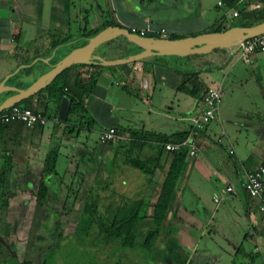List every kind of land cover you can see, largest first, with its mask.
<instances>
[{
    "label": "crops",
    "instance_id": "crops-1",
    "mask_svg": "<svg viewBox=\"0 0 264 264\" xmlns=\"http://www.w3.org/2000/svg\"><path fill=\"white\" fill-rule=\"evenodd\" d=\"M110 1L111 4L109 6L104 4L101 7L98 3L94 5L91 0H87L88 3L82 0L83 3L75 8L73 0H0V80L7 76L4 83H11L15 77L11 76V70L17 65H19L16 69L17 73L20 68L21 71H24L26 69L23 64L25 61L24 56L29 59L34 58L35 62L41 61L40 58L48 61L53 58L57 59L73 46V42L76 39L82 38L78 35V32L83 25L88 28H96L108 21V24L122 26L123 24H128L130 25L129 27L142 28L148 24L151 27L148 32L150 35L181 37L210 31L216 25L227 26L229 21L235 17L231 15L235 8L229 6L226 0ZM253 4H257V6L254 7ZM212 5L218 8L225 6V9L216 18L213 17L214 19H211L213 15ZM263 6L264 0H251L245 8L251 9ZM107 14H110L108 19ZM70 23L75 24L73 30H71ZM61 36L67 38L66 41L49 49V44ZM29 43H31V46H28ZM59 46L65 48L62 47L60 51L58 50ZM124 50L126 53L122 55H102V57L104 59H114L131 52V50ZM255 52L250 55L247 62H244L237 58L236 55L233 56L234 49L225 48L218 50L209 59H206V61L216 64L217 67L208 69H197L205 61L204 55L199 56V58L192 59V62H190L193 63L192 66L188 67L187 64H184V66H178L168 71L169 80L164 77L166 70L162 68L150 73L151 77L153 75L154 78L151 80H156L160 87L168 83L170 86L177 88L182 80L184 81L182 84L188 86L186 85L188 82L185 81L188 80L189 72L197 70L194 81L201 85L198 94L201 93V89L206 85H215L220 88L222 81L228 79L226 78L227 73L231 80L230 82L240 84L244 78H248L254 81L258 87L257 92L261 104L257 107L254 105L253 108L246 109L239 124L233 123L235 118H231V116L224 117V112H222V118H225V123H222L220 114L217 111L215 117L204 128L197 131L195 140L198 145V153L194 157L184 155L175 180V182L179 181L184 176L187 181L189 180V183H192L194 189L199 192L195 210L183 207L182 212L175 211L178 219L187 226L195 228L199 233L203 231L204 224H207L212 229L213 226L210 225L209 219L212 222L215 220L213 225H216L218 229L214 228V230H218L221 238L226 240L228 245L226 249L221 248L222 256H224L222 264H264V230L260 228L258 223L257 201L254 198H250L243 189L244 172L253 169L258 164H264V50ZM142 60L144 61L145 59ZM238 60L241 63H238ZM143 61H139V66L135 67L139 77H145L144 71L148 67V64ZM151 65L150 62V68ZM112 67V71L125 73L128 76L134 70L132 69L133 62L120 63ZM65 75L67 84H71L76 78L84 79L91 75L94 82L88 91H91L94 97L111 96L118 99L120 98L119 95L123 94L121 92L115 96L112 91H107L105 86H100L99 94L96 93L95 89L99 87L96 82L97 74L93 73L90 68H82L76 65L67 70ZM101 75L107 76L108 72L103 70L100 75L98 74V76ZM124 90V93L128 96L130 92L126 89ZM37 98V96L33 95L25 99V102L36 105ZM199 99V95L197 97L193 96V106L190 112L193 113L196 110ZM47 105L53 107L54 103L48 102ZM169 108L170 106L166 107V109ZM113 125L116 124L99 126L97 127V133L101 129ZM61 126L62 123L58 120L56 122L51 121L50 125L47 126L44 123L42 125L34 124L31 127H27L19 121L9 122L0 128V156H3L0 160L4 161L7 157L12 159L13 166L18 171L30 169L36 165L40 167L44 153L54 145L57 146L58 157L59 155H65L66 158L70 157L77 160L78 157L75 156L76 149L85 147L84 140L83 146L77 145L78 141H81L76 139L77 133L80 130L82 132L84 130L80 127L77 132L71 131L73 132L71 137L73 142H70V146L67 145L66 148L68 150L63 154L62 149L65 144H60L63 142L64 136L66 139L69 138V134L64 135ZM238 126L244 128L243 133L237 130ZM167 127L166 131L150 128V157L155 156L157 152L158 136L160 134L170 135L181 130L188 131L190 122L187 124L175 123ZM219 147L224 149V155L219 152ZM106 148H110V146L100 145L97 151L92 152L91 150V152L97 153L98 159L105 162L112 156H120V154L115 152L107 153ZM229 148L232 149V153H228ZM85 149L89 150L86 147ZM85 153H88V157H90L88 151H85ZM157 161L158 166L153 170L148 182L150 186H158L170 161V155L168 152L162 151ZM19 163L22 165H17ZM78 165L79 162L76 163L74 169ZM82 167L85 173H90L91 170H94L89 165ZM73 172L76 173V170H73ZM104 172L102 173L104 174ZM155 172L158 175L157 179L153 178ZM226 183H230L233 186L234 192L221 194L220 189ZM156 190L158 191V187ZM214 190L218 191L219 194L212 193L211 201L214 205L207 214L206 209L209 205L206 204V198ZM214 195L221 196V198L215 202L212 199ZM228 197L231 199L227 201V204L218 205L219 201ZM171 202L172 199L170 204ZM170 204L167 207L164 218L169 213ZM173 248L175 251L178 250L175 245ZM179 249L181 250L177 251L178 254H185L183 259L179 261L180 259L178 260L175 256L173 257L174 259L168 260V264H189L190 253H184L180 244ZM216 257L218 262L220 254L218 253Z\"/></svg>",
    "mask_w": 264,
    "mask_h": 264
},
{
    "label": "rangeland",
    "instance_id": "rangeland-1",
    "mask_svg": "<svg viewBox=\"0 0 264 264\" xmlns=\"http://www.w3.org/2000/svg\"><path fill=\"white\" fill-rule=\"evenodd\" d=\"M91 1L94 5L96 3L100 4L101 7H103L104 4L107 6L111 4L110 0ZM85 2H87V0H85ZM82 3V0H73L75 8ZM224 7L218 8L212 5L211 10L213 15L211 19H214L213 17L216 18V16L225 9ZM109 15H106L107 19L110 17ZM239 20L240 17L235 16L227 25H235ZM123 26L129 27L130 25L123 24ZM70 27L71 30H73L75 24L70 23ZM214 27L222 29L220 25ZM81 40L82 38L78 40L76 39L73 42V46L79 45ZM126 44H129V42L122 35H117L108 42L100 44L95 49V52L101 57L102 55H122L126 53L124 50L127 48ZM28 46H31V43H29ZM62 47L63 46H59L58 50L61 51ZM122 47H124V49H122ZM131 48H133V46ZM218 50L221 49L214 48L211 51L202 54L151 55V58L150 55L146 56L143 58L145 59L144 61L142 59L138 60V63L139 61H143L148 64L146 71H144L145 77H139V74L135 69V67H137V61H131L133 62L132 69L134 70L131 71L129 76L125 75V73L123 74L111 70V68H113L112 66L118 64L101 65L95 63H77L66 67L63 73H66L67 70L76 65L82 68H90L93 73H96V82L99 87L98 89L96 88L95 91L98 94L100 86H105L107 91H112L115 96L121 92L123 93L122 95H119L120 98L116 99L111 96H102L101 98L99 96L94 97L91 91H81L82 102L86 108V112L83 113V116L84 119L90 118L92 124L89 126L90 129L88 133L85 129H83L85 132H82L79 129L80 131L77 133L76 138L81 140L80 142L78 141L77 145L83 146L84 140L86 148L92 149V152L97 151L100 148V145L97 142V127H102L108 124L124 125L126 127L122 126L124 129L120 132L118 137V146L114 147V151L112 148H106L107 153L115 152L120 154V157H116L117 160L114 161L109 172L107 171L109 176L107 183L102 185L101 183L97 184L94 182V170H91L90 173H85L84 168L80 164L74 169V166L78 161L89 159L88 153H83L82 158H80L79 155L81 154V151L76 149L75 156L79 157L81 160L79 158L76 160L70 157L66 158L65 155H59L57 171L58 175L61 177L56 176L54 178L53 185L56 189L55 198H49V207L46 206L48 209L56 207L58 213L57 216L55 215L56 217L51 214L44 217L43 215H39V218L43 217L39 229L45 233L51 225V220L56 218L57 225H54L55 227L49 235L51 237L58 234L60 238L55 242L44 241L39 247L28 243L29 232L34 228V225L31 224L34 200L33 196L28 191L29 189L23 184L22 178L19 180L16 179L18 178V176L15 175V173L18 172L16 169L13 176H16L14 178V184L12 185L13 195L8 198L7 207L5 209L0 208V244H3L5 247L8 243L12 244V247L10 248L12 251L11 253L14 254L18 260L27 259L29 264H168V260L174 259L173 257L175 256L178 260L180 259L179 261L183 259L185 254L181 255L177 253V251L179 252V250H181L179 249V244L184 253H190L189 264H222L224 256H222L223 252L221 251V248L226 249L228 245L226 240L221 238L218 230H214V228H217L216 225H213L215 220L212 222L211 219H209L210 225L213 226L212 229H210V226L207 224H204L203 231L199 233L195 228L180 222L176 215L177 213H175V211L182 212L183 207L194 211L199 199V192L194 189L192 183H189V180L187 181L184 176L181 178L179 177V181L175 182L174 195L170 204V210L169 213L166 214L163 224L144 244L136 242L132 245H121L116 239L105 240L104 235L98 231L96 223L93 222H108L111 218L112 211L116 212L115 210L118 206L122 209H127L130 200H136L140 197L145 200L148 197V204H151V201L154 200L156 196V188L158 186H150L145 173L139 171L137 168L124 165L120 160L122 158L121 156H124L125 154L138 156L139 158L150 156V137L146 138L144 143L139 147L135 145L129 146L127 143L128 136L125 134L126 129L141 128L142 130L150 131V128H157L158 131H166V128H168L167 126H170L171 124H187L190 122L188 117L192 113L190 112V109L193 106V96L186 91L170 86L168 83H166L167 85H162L160 87V84H158L156 80L152 81L154 78L153 75L151 77L150 73L162 68L163 70H166L164 77L166 80H169L168 71H171L172 68L182 65L184 66V64H187L188 67L192 66L193 63H190L192 62V59L199 58V56L203 55V58L206 61V59H209L210 56ZM235 55L234 52L233 56ZM23 58L25 60L23 63L24 65H27L34 60V58L29 59L25 56ZM150 62L152 64V69L150 68ZM237 62L241 63L239 60ZM18 66L19 65L14 67L11 70V73H14ZM103 70L108 72V75L98 76ZM19 71H21V68ZM11 76L16 75L14 73L11 74ZM54 78L57 82L56 84L60 85L61 81L58 79L57 75ZM226 78L228 79L222 81L220 86L221 96L218 105V112L222 123H225V118H222V112H224V117L231 116V118H235L233 123L236 122L239 124L246 109L253 108L254 105L257 107L261 104L257 92L258 87L255 85L254 81L248 78H244L240 84L230 82L231 80L229 79L228 73ZM191 79L192 78L188 77V80L185 81L188 82L186 85L189 86L191 84ZM146 83L148 85L147 87ZM124 89L130 92L128 93V96L124 93ZM16 104L19 106L27 105L33 107V104L26 103L25 100L19 101ZM168 106H170V108L166 109ZM42 111L47 117L45 126L50 125L51 115L55 113V105L53 107L46 105L42 108ZM83 120L82 124L84 125L85 122ZM237 130H240V132L243 133L244 128L238 126ZM65 134H69V138L66 139L64 136L63 142L60 144H65L62 149L63 154L68 150L66 148L67 145L70 146V142H73V138H71L73 132H64V135ZM218 150L224 155L223 148L219 147ZM17 165L21 166L22 164L19 163ZM38 168L39 165L30 168L34 180L37 178ZM73 170H76V173H74ZM103 176L104 174L102 173L100 177ZM153 178H158L156 172L153 174ZM69 184H71V189L77 188L79 191L81 189V197H77V194L72 195L71 193L69 199L74 198L73 204L68 213H63L61 204L66 192L65 188L66 186H69ZM212 193L219 194L218 191L214 190L213 192H210L209 196L206 198V204L209 205L206 209L207 214L212 210L214 205L211 201ZM82 196L85 197V200H88L89 197L95 198L96 200V212L92 218H90L89 215H84L80 218L79 216H76L83 199ZM230 199L231 198L228 197L219 201L218 205L222 203L227 204V201ZM147 211H150V207L147 208ZM146 223L147 225H150V228H153L151 220L150 224L148 222L140 223V229L137 230L138 235L136 241L140 240L143 235H145V229L147 228L145 226ZM76 224L77 228H75ZM5 229L7 230V233ZM174 245L177 247V251L173 248ZM3 246L0 245V250L4 256L5 264H11L13 259L12 257H6L4 255L5 253L3 252L5 248ZM218 253L220 254V257L217 262L216 256Z\"/></svg>",
    "mask_w": 264,
    "mask_h": 264
},
{
    "label": "trees",
    "instance_id": "trees-1",
    "mask_svg": "<svg viewBox=\"0 0 264 264\" xmlns=\"http://www.w3.org/2000/svg\"><path fill=\"white\" fill-rule=\"evenodd\" d=\"M251 0H226L227 4L231 7L235 8L236 11V17H240V20L235 25H249L252 23H255L259 20L264 19V6L259 8H251L246 9V5ZM109 22H104L100 27L96 28H88L85 25L81 26L79 28L78 35L82 37L81 43L84 42L85 38L87 36L92 35L100 28L107 25ZM230 26H221L222 29ZM212 30H221L217 27L212 28ZM146 35H150V33H145ZM174 37V36H172ZM67 38L61 37L57 40H53L52 43L49 44V49L53 48L55 45L63 43L66 41ZM79 43V44H81ZM125 48L126 50H132V44L129 42V44H126ZM225 49V48H220ZM227 49L233 50L234 47H229ZM196 54H202V53H196ZM56 59L53 58L50 60V62H54ZM84 64V63H82ZM92 64V63H90ZM217 67L216 64H213L209 61H203L202 65L199 66V68H212ZM65 69H63L61 72L57 74L58 79L61 81L60 85L56 84L55 78L52 79V81L45 86L42 90L45 92V99L42 105V108L45 107L48 102H53L56 106V102L60 98L62 94H65L69 98V107L67 110L66 117L63 120L58 121L62 123L61 129L64 132H71L75 131L77 132L79 128H83L89 131V126H91V119L85 118L84 114L86 112V108L84 107V103L82 102V93L81 91H87L91 87V85L94 82L93 77L90 75L86 78H76L74 82L71 84H67L66 81V75L63 73ZM197 70H193L189 72V75L187 78L191 79L190 86H184L181 81L180 85L177 86V88L186 91L190 93L193 96H198L199 98L201 96V93L198 94L200 89V84L195 79V74ZM193 76V77H192ZM81 82V83H80ZM85 85H87L85 87ZM204 88V87H203ZM203 90V89H201ZM202 92V91H201ZM16 104V103H15ZM26 107H29L26 105ZM33 110H38L36 108V105L33 104V107H29ZM40 113L43 114L42 109L38 110ZM56 116V112L51 115V117ZM77 117V118H76ZM85 122V124H82V120ZM20 122V121H19ZM7 123H0V128ZM22 123V122H21ZM23 124V123H22ZM37 124V123H36ZM42 125V124H39ZM33 126V125H32ZM115 130V138L113 140H110L108 142H99L97 139V142L99 145H109L110 148L113 149L114 147L118 146L119 141V135L120 132L124 129L120 125H113L112 126ZM187 130H181L177 131L174 134L165 135L160 134L158 136V144H157V152L155 156H147L144 158H139L138 156H130V155H124L120 160L124 165H128L132 168H137L139 171L143 172L147 176L148 182L150 181V176L155 169V167L158 166V158L160 153L162 151L168 152L170 155V161L168 163V166L164 170V174L162 176L161 181L158 184V191L156 193V196L154 198V201L151 204H148V197L143 200L142 197L136 199V200H130L129 207L127 209H122L120 206L116 207V212L112 211L111 218L108 220V222L104 221H93L96 223L98 231H100L103 235L105 240L108 239H116L121 245H129V244H135L140 243L144 244L146 241L150 239V236L153 235L155 232L158 231V229L163 224L164 215L167 211V207L170 204V201L174 195V184L175 180L178 176L180 166L182 163V159L184 158V152L183 151H166L163 147L164 142L166 141H176L180 140L185 137ZM128 136V145H135L137 147L141 146L144 143V140L146 138L150 137V131L142 130L141 128H127L126 133ZM130 139V140H129ZM115 141V142H113ZM92 149L86 150L85 147H79V151H81V154L79 155L80 158H82L83 153L85 151H88L90 154V157L88 160L79 159L81 161H78L81 166L89 165L90 168H94L95 170V178L94 182L97 184H106L107 179L109 178L108 172L112 164H114V161L117 160V158L112 156L107 162L103 160L98 159L97 153H92ZM3 157L2 155L0 158ZM120 157V156H119ZM77 158V159H78ZM57 164H58V149L57 146H51L46 150L44 153L43 158L41 159V164L37 172V178L33 179L32 171L29 169H24L23 171H18L15 173V166H13L12 159H9L8 157L6 160H0V208H6L8 204V198L13 195L12 192V185L14 184V178L18 176L16 179H21L23 184H25V187H27L31 195L33 196V218L32 223L34 225V228L30 230L29 232V238L28 243L33 244L34 246H38L44 241L46 242H55L60 237L58 234L55 236L49 235L50 232H52L54 225H57L56 218H53L51 220V225L47 229L45 233H43L40 229V222L42 221L44 216L56 215L57 216V210L56 207H52V209H48V199L49 198H55V187L53 185L54 178L58 175L57 171ZM104 172V176L100 177L102 172ZM108 171V172H107ZM22 172V174H21ZM15 173V177L14 176ZM61 177V176H59ZM79 184V183H78ZM71 184L69 186H66L65 194L62 200L61 209H63V213H68L71 209V206L73 204V199H69V196L77 194V197H81V189L80 191L77 190V188L71 189ZM72 190V191H71ZM78 191V192H77ZM74 197V196H73ZM83 197V196H82ZM89 197V196H88ZM96 200L95 198H90L88 200H85V197H83L82 202L80 204L79 211L76 216L82 217L84 215H89L90 218H92L95 215L96 212ZM48 206V207H46ZM150 207V211H147V208ZM122 209V210H121ZM140 210V211H139ZM39 215H43L42 218H39ZM55 216V217H56ZM153 225V228H150V225L145 224L147 227L145 235L143 237L136 241V237L138 235L137 230L140 229L139 224L142 222H148ZM89 222V221H88ZM77 228V224L75 226ZM7 229V228H6ZM5 229L6 233L7 230ZM41 231V232H40ZM140 236V235H139ZM7 240V239H4ZM3 246V244H0ZM8 246H3L4 255L6 257H12L13 261H11V264H29V261L27 259L18 260L14 254H12L10 248L12 247V244H7ZM55 258V257H54ZM40 263V261H39ZM0 264H5L4 256L2 254V251L0 250Z\"/></svg>",
    "mask_w": 264,
    "mask_h": 264
},
{
    "label": "water",
    "instance_id": "water-1",
    "mask_svg": "<svg viewBox=\"0 0 264 264\" xmlns=\"http://www.w3.org/2000/svg\"><path fill=\"white\" fill-rule=\"evenodd\" d=\"M264 33V19L249 25H231L221 30H210L194 35L181 37H163L153 35H140L129 31L126 26L107 24L90 36L83 43L71 47L54 62L41 59L33 60L25 65L26 69L15 73L11 83H4L7 76L0 80V110L23 101L33 95L37 96L36 108L42 109L45 92L42 90L63 69L79 63H95L101 65H114L137 61L151 55H188L191 53H206L214 48L234 47L240 41ZM122 35L133 46V50L125 56L104 59L95 49L105 41ZM11 73V74H14ZM69 107V98L62 94L56 102L55 112L59 120L66 117ZM6 246H8L6 244Z\"/></svg>",
    "mask_w": 264,
    "mask_h": 264
},
{
    "label": "built area",
    "instance_id": "built-area-1",
    "mask_svg": "<svg viewBox=\"0 0 264 264\" xmlns=\"http://www.w3.org/2000/svg\"><path fill=\"white\" fill-rule=\"evenodd\" d=\"M241 1V0H237ZM257 6V4H253ZM232 16L236 15V11L231 12ZM129 31L136 32L140 35L151 30L146 24L142 28L127 27ZM264 50V33L246 38L234 46V52L237 58L244 62L249 60L250 55L255 51ZM221 90L219 86L206 85L198 102V107L190 115V128L185 137L176 141H166L163 147L166 151H183L186 156H196L198 146L195 140V134L198 130L204 128L216 115L220 101ZM47 117L38 110H33L26 106L12 104L0 110V123L11 121H20L25 126L31 127L34 124H44ZM57 116L51 117V121H57ZM115 138V130L112 126L101 129L97 134L99 142H108ZM228 153H232V149H228ZM243 189L250 198L257 201L258 223L264 230V164H258L253 169L245 171L243 175ZM221 194L234 192V188L230 183L224 184L220 189ZM221 196L214 195L213 201L217 202Z\"/></svg>",
    "mask_w": 264,
    "mask_h": 264
}]
</instances>
